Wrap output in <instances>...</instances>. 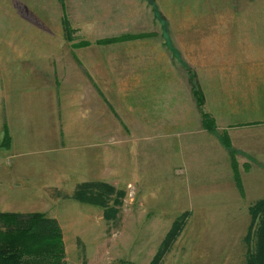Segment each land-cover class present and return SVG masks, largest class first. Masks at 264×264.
Returning <instances> with one entry per match:
<instances>
[{"label": "crops", "instance_id": "1", "mask_svg": "<svg viewBox=\"0 0 264 264\" xmlns=\"http://www.w3.org/2000/svg\"><path fill=\"white\" fill-rule=\"evenodd\" d=\"M94 4V0H0V53H47L31 55V62L36 61L35 65L30 63V71L24 70L27 64L23 57L4 58L0 54V68H11L7 73L0 70L2 127L9 131V143L20 149L1 161L0 173L4 177L1 175L0 186L6 189H0V196L9 193L12 198L0 197V212H43L50 216V174L61 172L65 187L75 191L82 183H98L104 180L106 164L122 162L120 137L128 139L126 149L132 150L125 162L129 164L130 157L133 161L131 143L135 132L143 140L150 132L165 133L163 150L160 146L155 152L166 171H161L162 176L157 173L160 185L162 180L176 185L183 179L179 173L185 157L183 145L179 143V130H172L184 124L181 108H177L184 98L183 86L171 80L166 93L161 90L163 95L153 91L161 85L166 87L165 82L172 78L170 69L160 63L164 61L162 57L167 59L166 52L158 51L152 60L144 55L143 64L136 67L139 56L117 53L133 52L141 45L119 44V37L114 36L118 28L100 34L105 37L94 41L86 38L91 30L81 38L82 30L73 29L71 40V21L98 19L87 16L95 9ZM260 15L257 19L264 20V14ZM143 37L147 36L121 40ZM112 38L118 40L103 42ZM260 42L255 41L253 57L242 54L241 60L230 61L234 65L217 64V68H232V74L222 82L215 77L201 78L199 71L200 76H196L198 88L194 96L202 95L199 90L207 86L210 96H205L203 105L192 109L194 121L190 120L189 127L195 124L199 136L212 141L196 145L206 150L205 160L199 161L206 164V169L201 166L202 172H207L202 178L205 186L237 187L235 194L224 190L216 195L224 206L244 208L249 204V209L264 198V46ZM194 87L191 84L193 93ZM170 114L175 115L170 118ZM224 135L229 136L231 146L223 143ZM144 144L137 146L147 150ZM35 147L40 151L45 147L46 155L24 160L21 154ZM192 153L189 148L186 157L191 158ZM147 161V154L137 160L144 164V179V173L152 172L150 164L145 167ZM24 164L29 167L25 169ZM53 165L61 166L52 169ZM190 179L196 180V176ZM182 185L186 187L183 182ZM227 197H237L238 203Z\"/></svg>", "mask_w": 264, "mask_h": 264}, {"label": "rangeland", "instance_id": "2", "mask_svg": "<svg viewBox=\"0 0 264 264\" xmlns=\"http://www.w3.org/2000/svg\"><path fill=\"white\" fill-rule=\"evenodd\" d=\"M80 1L82 0H78ZM94 2L95 9L90 10L87 16L98 19L71 21L68 25L71 40H74L73 29L82 30L81 38L91 30L92 34L86 37L89 41L103 39L105 36L100 34H109L116 28L118 34L114 36L119 38L128 35L147 36L140 38L142 40L119 41V44L124 45H141V48L133 52L117 53L120 55L133 53L139 56L136 57L134 65L136 67L143 64L144 55L145 58L149 56L147 60H152L158 51L166 52L167 59L162 57L161 61H164L160 63H164L162 65L170 69L168 70L173 73L172 78L165 82L166 87L161 85L159 89L153 91L155 95H163L161 90L166 93L167 84L171 80L173 83L177 80L183 86L181 95H184V98L181 106L177 108H181L183 115L181 119L184 124L172 130H179L180 133L179 143L183 145L182 155L185 157L179 173L185 180L182 178V181L177 180L176 185L169 184L167 180H162L161 185L158 183L161 178L159 175L162 176L161 171L165 169L162 168V163L157 161L159 157L155 152L160 146L162 151L166 144L164 132H150L149 138L144 140L135 132L134 141L130 142L134 144V157L133 161L130 157L129 164L125 159L132 150L126 149L128 139L120 137L119 153L124 155L123 158L120 157L122 162L117 165L106 164L103 167L104 180H97L100 194L94 195L90 202H83L84 197H77L75 190L65 187L63 182L66 180L60 178L61 172L50 174L52 176L50 216L58 220L63 230L66 264H246L251 250L248 241L253 219V214L249 210L251 205L248 209L249 204L243 208L232 204L224 206L219 201L216 197L218 193L224 190L234 194L237 192L234 184L232 188H225L220 184L205 186L202 178L207 176V172L202 170L206 169V164L199 161L205 160L206 150L196 145L212 141L204 140L202 135L199 136L195 124L193 128L189 126L190 120L194 121L192 109L197 104L203 105L205 96L206 99L210 96L208 86L206 88L203 86L204 89L199 90L198 93L202 95L197 94V98L194 96L198 88L197 78L200 76L198 71L203 74L201 78L215 77L222 82L228 74H232V68H217L218 63L234 65L230 61L241 60L242 54L246 57L252 54L253 57L257 39H260L261 45L264 46V20L257 19L262 16L260 14H264V0H94ZM63 27L66 28L67 25ZM0 54L4 58L6 56L13 58L12 55L23 57L26 62L24 65L27 64L24 70L28 71L30 63L35 65L36 61L31 62V55H47L46 52ZM197 59L200 60L199 63ZM183 64L187 68L183 67ZM8 67L9 65L4 66L0 70L7 73L11 69ZM191 84L195 85L194 93ZM1 98L2 95L0 105ZM24 98L27 97L24 95ZM158 111L164 114L163 110ZM174 115L170 114L169 117L172 118ZM6 131L9 137L7 128L2 127L0 116V166L3 158L20 150L8 143L9 141L6 142ZM143 143L147 144V150L137 146ZM189 148L193 152L191 158L186 157L189 155ZM45 152H47L45 147L42 151L35 147L24 151L21 156L26 160L32 156L46 155ZM143 154L148 155L145 167L149 164L152 167L151 174L144 173L145 179L142 173L144 164L137 162ZM191 160L192 163L189 162ZM60 162L62 163V157ZM60 166L53 165L52 169ZM23 167L27 169L29 165L24 164ZM212 174L209 172V175ZM1 175L4 177L0 173V178ZM192 175L196 176V180L190 179ZM150 179H153L154 183ZM182 182L186 184L185 188ZM54 184L57 188L52 189ZM0 189L6 188L0 186ZM93 191L95 190H90L84 195L92 194L90 192ZM170 191L172 194H167ZM1 196L3 200L12 198L9 193ZM227 198L238 203L237 197ZM213 201H216L214 205L211 203ZM29 213L33 212L23 214ZM172 230L175 232L173 241L165 249L163 258L155 261L162 242ZM251 245L253 246L251 252H256L254 249L257 245L255 246V243Z\"/></svg>", "mask_w": 264, "mask_h": 264}, {"label": "trees", "instance_id": "3", "mask_svg": "<svg viewBox=\"0 0 264 264\" xmlns=\"http://www.w3.org/2000/svg\"><path fill=\"white\" fill-rule=\"evenodd\" d=\"M128 35L125 38H134ZM122 38H119L121 40ZM118 38L103 42L117 41ZM10 137V136H9ZM6 131V139L9 138ZM227 146H231L228 135L223 136ZM9 143V142H8ZM99 183H82L76 190V196L84 197L83 202H90L93 196L100 194ZM92 194H87L90 190ZM98 191V193H97ZM96 192V193H95ZM252 226L248 241L257 247L256 252H249L246 264H264V198L251 205ZM175 232L172 230L160 246L155 261H160L165 249L173 241ZM63 230L58 220L43 212L29 214L3 212L0 213V264H66Z\"/></svg>", "mask_w": 264, "mask_h": 264}]
</instances>
